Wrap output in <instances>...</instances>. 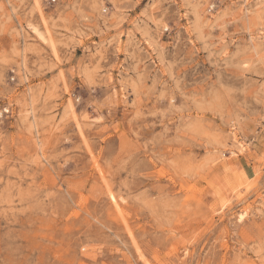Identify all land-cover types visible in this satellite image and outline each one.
I'll use <instances>...</instances> for the list:
<instances>
[{
	"label": "rangeland",
	"instance_id": "rangeland-1",
	"mask_svg": "<svg viewBox=\"0 0 264 264\" xmlns=\"http://www.w3.org/2000/svg\"><path fill=\"white\" fill-rule=\"evenodd\" d=\"M0 264H264V0H0Z\"/></svg>",
	"mask_w": 264,
	"mask_h": 264
},
{
	"label": "built area",
	"instance_id": "built-area-1",
	"mask_svg": "<svg viewBox=\"0 0 264 264\" xmlns=\"http://www.w3.org/2000/svg\"><path fill=\"white\" fill-rule=\"evenodd\" d=\"M46 1H55V0H46Z\"/></svg>",
	"mask_w": 264,
	"mask_h": 264
}]
</instances>
